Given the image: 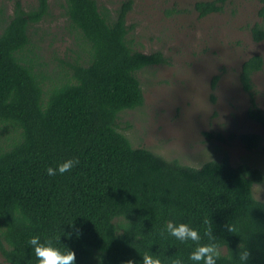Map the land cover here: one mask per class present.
<instances>
[{
	"label": "trees",
	"instance_id": "1",
	"mask_svg": "<svg viewBox=\"0 0 264 264\" xmlns=\"http://www.w3.org/2000/svg\"><path fill=\"white\" fill-rule=\"evenodd\" d=\"M62 1L71 46L49 64L29 34L48 16V0H36L27 9L13 0L10 15L0 5L3 262L37 264L29 240L38 236L61 251L65 246L73 250L75 264H126L129 259L142 264L146 252L162 264L175 259L203 264L189 259L195 242H181L166 231L172 221L198 230L201 244L209 243L204 233L211 229L222 252L216 264H242L240 244L251 251L247 264H264V201L253 194V185L264 181L258 170L232 166L226 158L199 167L162 159L133 147L119 127L123 114L143 107L137 74L166 62L160 51L136 50L134 26L126 24L134 0H122L112 11L98 0ZM230 1L196 2L194 9L203 18ZM250 31L254 41L264 39L260 24ZM54 42L50 37L49 46ZM262 65L259 55L244 60L239 82L249 98L247 118L264 129L251 79ZM238 138L247 150L264 156L260 135ZM70 159L79 163L60 174L58 165ZM49 167L56 169L54 176L48 175Z\"/></svg>",
	"mask_w": 264,
	"mask_h": 264
},
{
	"label": "rangeland",
	"instance_id": "2",
	"mask_svg": "<svg viewBox=\"0 0 264 264\" xmlns=\"http://www.w3.org/2000/svg\"><path fill=\"white\" fill-rule=\"evenodd\" d=\"M19 1L25 9L36 3ZM98 1L112 11L122 0ZM201 1L208 0H134L126 24L134 26L136 50L160 51L166 62L137 74L143 107L123 114L119 127L133 147L148 149L162 159L199 167L226 158L232 166L246 164L264 178V156L258 150H247L238 138L254 133L264 143V129L246 116L249 98L239 82L241 63L261 56L262 69L251 79L264 115V39L254 41L250 31L255 24L264 29V4L232 0L221 12L199 18L194 4ZM13 3L0 0L6 15L12 13ZM62 4V0H48V16L29 30L31 42L41 47L34 51L48 64L62 59L71 46ZM50 37L55 39L52 46ZM206 134L218 135L223 141ZM253 194L264 201V181L253 185ZM3 261L0 256V264H6Z\"/></svg>",
	"mask_w": 264,
	"mask_h": 264
},
{
	"label": "clouds",
	"instance_id": "3",
	"mask_svg": "<svg viewBox=\"0 0 264 264\" xmlns=\"http://www.w3.org/2000/svg\"><path fill=\"white\" fill-rule=\"evenodd\" d=\"M79 163L78 160H67L58 165V171L63 174L74 166V164ZM49 176H54L56 174V169L49 167L47 169ZM229 231H234V229L229 228ZM166 231L177 240L181 242L193 241L196 243V247L191 252L189 259L192 261L200 262L203 264H216V261L221 257L222 252L220 245L215 243V237L212 235L211 229L207 230L204 235L208 238L209 243L201 244V236L198 230L191 228L188 224L180 223L175 224L169 221L166 225ZM79 234V233H77ZM60 239V238H58ZM29 244L34 249L35 257L37 258V264H75L76 255L73 250H70L65 246V249L61 251L59 248L53 245L51 239L40 241L38 236H33L29 240ZM239 251L237 253L239 260L242 264H247L251 257V251L246 248L243 244L238 245ZM126 264H134V261L129 259ZM142 264H162L160 258L153 256L149 253H144L142 256ZM172 264H183L181 259H175Z\"/></svg>",
	"mask_w": 264,
	"mask_h": 264
}]
</instances>
